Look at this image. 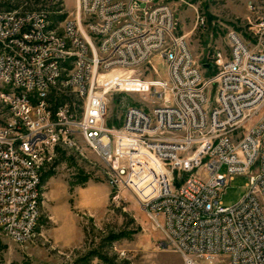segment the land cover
<instances>
[{
    "label": "built area",
    "instance_id": "built-area-1",
    "mask_svg": "<svg viewBox=\"0 0 264 264\" xmlns=\"http://www.w3.org/2000/svg\"><path fill=\"white\" fill-rule=\"evenodd\" d=\"M249 23L257 47L264 15ZM227 47L215 50L217 73L207 79L175 33L166 0H76L60 30L44 11L7 10L0 0V84L9 88L0 92L8 109L0 121V230L16 242L31 238L47 152L81 135L108 164L111 186L139 196L184 264L220 256L264 264V49L236 30ZM155 57L166 78L143 77L148 63L158 73ZM58 90L74 92L79 111L54 102ZM119 91L138 95L137 103L110 126L108 97ZM238 175L248 176L247 192L225 206L221 195Z\"/></svg>",
    "mask_w": 264,
    "mask_h": 264
},
{
    "label": "rangeland",
    "instance_id": "rangeland-1",
    "mask_svg": "<svg viewBox=\"0 0 264 264\" xmlns=\"http://www.w3.org/2000/svg\"><path fill=\"white\" fill-rule=\"evenodd\" d=\"M166 2L174 10L175 33L186 37L207 79L217 73L215 50H228L229 31L236 30L256 47L249 22L264 15V0ZM1 4L5 8L10 4L19 12L44 11L60 30L64 20L75 12L76 0H1ZM250 4L255 5V11ZM198 16L204 18L203 23ZM256 48L264 49V41ZM152 63L158 73L148 63L143 77L166 78L163 59L155 57ZM4 89L0 84V92ZM215 90L213 84L212 100ZM52 96L54 102H68L75 111L83 104L71 90H58ZM108 98L106 122L119 127L127 107L137 103L138 95L119 91ZM7 115L8 109L0 99V121ZM222 171H226L225 166ZM248 181V176H234L224 188L222 203L230 206L238 202L247 192ZM40 193V216L29 240L16 242L0 230V264H184L182 253L142 209L139 196L132 190L111 186L108 164L81 135L75 137L74 145L60 143L47 152L41 167ZM212 264L229 262L220 256Z\"/></svg>",
    "mask_w": 264,
    "mask_h": 264
},
{
    "label": "trees",
    "instance_id": "trees-1",
    "mask_svg": "<svg viewBox=\"0 0 264 264\" xmlns=\"http://www.w3.org/2000/svg\"><path fill=\"white\" fill-rule=\"evenodd\" d=\"M1 5H2V4H1ZM2 7H3V5H2ZM3 8H5V7H3ZM5 9H7V10H13L10 4H8V5H7V8H5ZM54 93H55V92H53V94H54Z\"/></svg>",
    "mask_w": 264,
    "mask_h": 264
},
{
    "label": "water",
    "instance_id": "water-1",
    "mask_svg": "<svg viewBox=\"0 0 264 264\" xmlns=\"http://www.w3.org/2000/svg\"><path fill=\"white\" fill-rule=\"evenodd\" d=\"M205 66H206L207 68L210 67V63L205 64Z\"/></svg>",
    "mask_w": 264,
    "mask_h": 264
}]
</instances>
